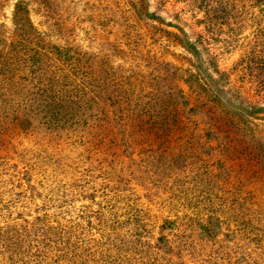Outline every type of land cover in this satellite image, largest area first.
Returning <instances> with one entry per match:
<instances>
[{"label": "rangeland", "instance_id": "rangeland-1", "mask_svg": "<svg viewBox=\"0 0 264 264\" xmlns=\"http://www.w3.org/2000/svg\"><path fill=\"white\" fill-rule=\"evenodd\" d=\"M0 264H264V0H0Z\"/></svg>", "mask_w": 264, "mask_h": 264}]
</instances>
